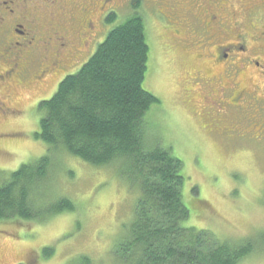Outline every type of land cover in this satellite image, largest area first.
I'll use <instances>...</instances> for the list:
<instances>
[{
	"label": "rangeland",
	"instance_id": "374dc122",
	"mask_svg": "<svg viewBox=\"0 0 264 264\" xmlns=\"http://www.w3.org/2000/svg\"><path fill=\"white\" fill-rule=\"evenodd\" d=\"M126 18L120 16L109 25L86 60L68 74L77 72L108 32ZM146 33L150 55L144 87L161 101L147 115L151 138L172 146L173 154L183 161V199L190 210L187 224L208 229L221 239L257 238L264 230L263 127L249 126L240 134L228 132L222 126L241 121L238 112L222 118L219 126L207 107L204 96L208 94L190 77L194 54L169 51L160 33ZM56 83L18 89L8 103L15 105L16 115L0 116V170L5 174L51 151L48 144L34 137L41 113L36 107L27 112L25 108L39 98H50L58 88ZM2 96L3 90L0 99L4 100ZM259 120L263 125V115ZM242 121L249 123L248 116ZM125 170L123 159L97 166L56 152L51 172L39 190L46 204L68 197L76 209L44 222H0V264H77L80 255L98 260L97 264H116L109 260L111 249L128 233L141 194L138 180ZM46 252L52 256L44 257ZM239 264H264V255H252Z\"/></svg>",
	"mask_w": 264,
	"mask_h": 264
},
{
	"label": "trees",
	"instance_id": "16d2710c",
	"mask_svg": "<svg viewBox=\"0 0 264 264\" xmlns=\"http://www.w3.org/2000/svg\"><path fill=\"white\" fill-rule=\"evenodd\" d=\"M146 30L142 16H128L108 32L77 72L57 81L50 98L37 103L41 118L34 137L51 151L9 175L0 170V222H44L76 209L68 197L46 204L39 190L51 172L55 153L62 151L97 166L123 159L124 172L139 182L133 223L111 249L112 262L239 264L252 255L263 256L264 230L257 238L232 240L187 224L190 210L183 199V161L173 154L172 146L151 138L147 115L161 101L144 87L150 55ZM97 263L80 255L77 264Z\"/></svg>",
	"mask_w": 264,
	"mask_h": 264
},
{
	"label": "flooded vegetation",
	"instance_id": "af4514ba",
	"mask_svg": "<svg viewBox=\"0 0 264 264\" xmlns=\"http://www.w3.org/2000/svg\"><path fill=\"white\" fill-rule=\"evenodd\" d=\"M132 15L145 19L147 31L160 33L169 51L194 54L190 77L208 94L219 126L238 112L241 121L225 130L264 131V0H0V116L16 115L8 103L18 89L59 82L109 25ZM245 115L249 123H243Z\"/></svg>",
	"mask_w": 264,
	"mask_h": 264
}]
</instances>
